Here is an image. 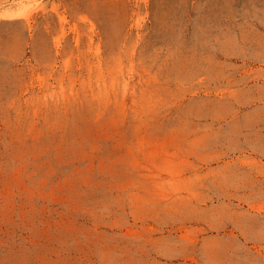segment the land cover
<instances>
[{
	"label": "rangeland",
	"instance_id": "374dc122",
	"mask_svg": "<svg viewBox=\"0 0 264 264\" xmlns=\"http://www.w3.org/2000/svg\"><path fill=\"white\" fill-rule=\"evenodd\" d=\"M0 264H264V0H0Z\"/></svg>",
	"mask_w": 264,
	"mask_h": 264
}]
</instances>
